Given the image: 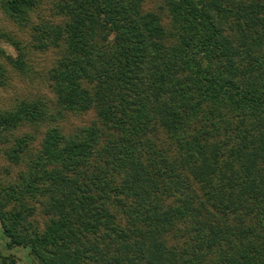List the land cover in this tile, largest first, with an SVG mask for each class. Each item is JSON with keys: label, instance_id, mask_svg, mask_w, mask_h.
<instances>
[{"label": "trees", "instance_id": "16d2710c", "mask_svg": "<svg viewBox=\"0 0 264 264\" xmlns=\"http://www.w3.org/2000/svg\"><path fill=\"white\" fill-rule=\"evenodd\" d=\"M144 1L50 0L45 16L0 0L31 37L0 30L1 86L6 64L55 52L52 100L0 110L6 247L32 264H264V0Z\"/></svg>", "mask_w": 264, "mask_h": 264}, {"label": "rangeland", "instance_id": "374dc122", "mask_svg": "<svg viewBox=\"0 0 264 264\" xmlns=\"http://www.w3.org/2000/svg\"><path fill=\"white\" fill-rule=\"evenodd\" d=\"M44 15H50L49 7L50 0H44ZM162 0H145L144 8L148 10L159 9ZM0 30L7 31L10 34L16 35L25 44L31 40L30 32L28 29H20L11 20H9L0 9ZM2 47L12 55L14 54L13 48L6 43H0ZM29 44V43H28ZM55 59V52L48 50L42 52L32 51L29 52L27 64L31 67L30 71L25 73H18L10 65L6 64L8 71L7 80L4 85H0V110L9 108L19 100L31 99H45L52 100L53 96L45 80L46 69L49 68ZM93 112L84 115H69L64 122L66 130H70L80 125L88 124L93 118ZM23 131H31L29 127H23L18 131L19 134ZM18 134V135H19ZM8 165V162L3 158L0 153V169ZM14 170V168L12 169ZM11 171V169H10ZM4 172V171H2ZM11 175V173H10ZM8 237L3 233L0 226V243L1 251L4 254L12 253L17 261L16 264H32L28 255V250L23 247H14L10 250L7 249L6 243Z\"/></svg>", "mask_w": 264, "mask_h": 264}]
</instances>
